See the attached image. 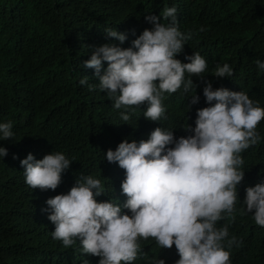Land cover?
Wrapping results in <instances>:
<instances>
[{"label": "trees", "instance_id": "16d2710c", "mask_svg": "<svg viewBox=\"0 0 264 264\" xmlns=\"http://www.w3.org/2000/svg\"><path fill=\"white\" fill-rule=\"evenodd\" d=\"M166 7L177 8L179 30L192 34L175 58L188 63L185 57L199 53L207 68L200 76L185 73V81L192 79L195 86L190 92L182 86L165 93L163 117L146 119L147 103L115 109L106 92L79 84L87 77L89 84L99 85L95 70L84 67L96 48L132 47L154 27L145 17H160ZM160 22L167 23L162 15ZM106 29L125 34V42L109 37ZM257 59L264 63V0H0V123L11 121L13 132L12 138L0 139L7 150L0 157V264H99L100 257L82 252L79 239L69 248L53 239L51 210L47 204L43 209L47 197L69 192L78 179L92 176L104 188L97 202H112L131 215L123 208L126 172L107 161V151L125 140L147 141L157 127L173 131L176 139L193 134L187 126L194 129L197 111L211 106L203 95L206 82L213 90L245 92L264 108V70L257 68ZM225 63L233 75L215 77L217 64ZM107 67L104 62L101 75ZM192 95L198 103H191ZM121 113L130 119L123 121ZM257 132L260 141L241 153L244 179L237 186L235 220L216 225L228 224L229 238L242 242L225 247L230 264H264V228L244 204L246 189L264 183V120ZM53 152L63 153L71 165L57 189L43 196L26 184L21 161L29 154L39 161ZM139 243L141 253L132 264L179 260L175 246L162 249L152 238Z\"/></svg>", "mask_w": 264, "mask_h": 264}, {"label": "clouds", "instance_id": "9594fccd", "mask_svg": "<svg viewBox=\"0 0 264 264\" xmlns=\"http://www.w3.org/2000/svg\"><path fill=\"white\" fill-rule=\"evenodd\" d=\"M161 15L166 24L160 22ZM161 15L145 17L154 27L145 29L132 47L105 44L96 48L84 67L95 70L99 85L89 84L87 77L79 84L106 92L115 109L147 103L146 119L163 117L165 93H176L182 86L185 93L193 90V81H185V73L200 76L207 63L199 53L185 57L188 63L175 58L192 34L179 30L176 7H166ZM106 33L121 44L126 40L125 34L113 29ZM104 62L108 67L101 75ZM255 64L264 70L260 60ZM232 75L228 64H217L215 77ZM203 95L211 106L197 111L194 129L187 126L186 132L193 134L176 139L173 131L157 127L147 141L125 140L115 151H107V161L118 163L126 172L121 185L127 197L123 208L131 215L112 202H97L96 197L104 193L101 181L81 177L69 192L46 199L43 209L48 205L51 210L53 239L62 241L65 248L79 239L82 252L100 257L99 264H132L141 253L139 241L149 238L162 249L175 246L176 264H230L231 253L225 247H239L242 242L229 238L228 224L216 225L224 219L235 220L237 186L244 179L241 153L260 141L257 126L264 120V108L245 92L213 90L210 82ZM198 100L191 96L192 104ZM121 119L128 121L130 116L121 113ZM11 129V121L0 123V139L12 138ZM6 155L7 150L0 147V157ZM70 165L60 152L39 161L29 154L21 161L26 184L43 196L57 189ZM244 204L247 213H254L255 224L264 228V183L246 189ZM152 264L165 261L154 258Z\"/></svg>", "mask_w": 264, "mask_h": 264}, {"label": "bare ground", "instance_id": "6f19581e", "mask_svg": "<svg viewBox=\"0 0 264 264\" xmlns=\"http://www.w3.org/2000/svg\"><path fill=\"white\" fill-rule=\"evenodd\" d=\"M261 22V21H260Z\"/></svg>", "mask_w": 264, "mask_h": 264}]
</instances>
